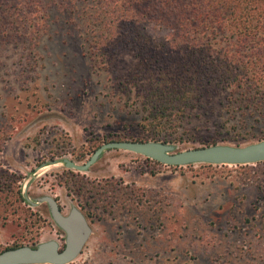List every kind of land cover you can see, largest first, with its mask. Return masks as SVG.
I'll return each mask as SVG.
<instances>
[{"label": "rangeland", "instance_id": "374dc122", "mask_svg": "<svg viewBox=\"0 0 264 264\" xmlns=\"http://www.w3.org/2000/svg\"><path fill=\"white\" fill-rule=\"evenodd\" d=\"M12 5L0 14V253L52 240L64 246L49 205L31 204L51 197L64 217L76 208L91 229L69 264H264V161L166 166L112 149L87 172L64 163L148 136L145 103L156 77L175 69L196 76L201 55L174 51L177 33L165 23L137 21L125 36L124 25L105 30L110 17L99 15L96 0ZM219 99L196 83L185 118L163 131L165 144L177 153L207 141H263L264 122L238 128L239 116L223 114ZM94 194L105 202L84 211Z\"/></svg>", "mask_w": 264, "mask_h": 264}, {"label": "trees", "instance_id": "16d2710c", "mask_svg": "<svg viewBox=\"0 0 264 264\" xmlns=\"http://www.w3.org/2000/svg\"><path fill=\"white\" fill-rule=\"evenodd\" d=\"M96 1L100 6L99 15L110 17L105 30L113 31L124 25L127 28L125 36L134 34L137 21L165 23L177 33L171 42L174 51H183L185 47L201 55L197 59L199 71H195L196 76L175 69L169 75L163 73L156 77L155 90L147 95L145 103L148 113L145 120L150 119L148 124L154 131L131 142L169 143V137L163 136V131L178 126L185 118L186 106L193 99L196 83L203 86L206 94L214 92L220 97L218 105L223 114L233 118L239 116L238 128L246 127L248 120L264 122V0ZM12 2L0 0V14L11 10ZM72 11L77 13L79 8L74 5ZM98 43L103 44V39ZM214 144V141H207L193 148ZM89 192L90 189L86 191ZM93 193L101 197L98 190ZM95 194L87 197L88 208H82L84 211L92 210L94 203L105 202ZM16 248L19 247L7 250Z\"/></svg>", "mask_w": 264, "mask_h": 264}, {"label": "water", "instance_id": "95a60500", "mask_svg": "<svg viewBox=\"0 0 264 264\" xmlns=\"http://www.w3.org/2000/svg\"><path fill=\"white\" fill-rule=\"evenodd\" d=\"M119 149L142 155L166 166H187L190 164L209 165H254L264 161V140L243 147L214 145L198 149L175 152V147L161 142H109L99 147L84 164L65 160L67 168L87 172L107 150ZM46 202L55 223L66 233V241L61 247L58 241H48L36 247L23 246L0 253V264H69L81 253L87 243L91 229L84 215L76 208L64 217L57 201L44 197L37 205Z\"/></svg>", "mask_w": 264, "mask_h": 264}, {"label": "flooded vegetation", "instance_id": "af4514ba", "mask_svg": "<svg viewBox=\"0 0 264 264\" xmlns=\"http://www.w3.org/2000/svg\"><path fill=\"white\" fill-rule=\"evenodd\" d=\"M60 210H61V208H60ZM70 214V213H69ZM65 235H66V233H65ZM65 237V236H64ZM64 237H63V239H64Z\"/></svg>", "mask_w": 264, "mask_h": 264}]
</instances>
